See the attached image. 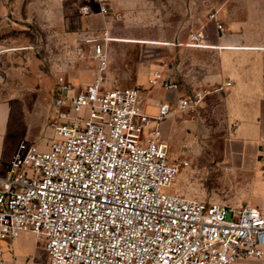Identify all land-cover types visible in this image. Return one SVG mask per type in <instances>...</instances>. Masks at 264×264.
I'll list each match as a JSON object with an SVG mask.
<instances>
[{"label":"built area","instance_id":"1","mask_svg":"<svg viewBox=\"0 0 264 264\" xmlns=\"http://www.w3.org/2000/svg\"><path fill=\"white\" fill-rule=\"evenodd\" d=\"M94 1L101 15L109 14L108 0ZM82 12L90 14V6ZM219 21L217 12L210 14L218 31ZM206 27L178 46L216 45L205 38ZM109 40L108 32L92 40L98 66L93 83L83 91L67 82L57 86L50 143L21 142L8 163L0 158V242L29 232L44 243L46 264L264 261L262 209L166 191L189 162L171 159L161 126L175 110L196 112L204 92L179 97L176 109L161 103L150 114L140 88L105 86ZM152 85L180 87L161 69L153 73ZM258 152L264 178V142ZM0 264H13L1 245Z\"/></svg>","mask_w":264,"mask_h":264},{"label":"rangeland","instance_id":"2","mask_svg":"<svg viewBox=\"0 0 264 264\" xmlns=\"http://www.w3.org/2000/svg\"><path fill=\"white\" fill-rule=\"evenodd\" d=\"M108 1L111 2L109 14L121 15L119 20L111 19L115 34L171 43V46L141 43L120 46L119 54L115 52L113 58L110 54V61L115 64L114 71L111 69L108 74L112 88L135 87L139 67L150 72L159 68L170 74V68L183 66L187 73L207 79L197 86L183 81L185 86L204 92L199 111L176 110L161 126L171 159L189 162L172 189L166 191L231 208L246 205L260 208L257 204H264V178L257 156L258 146L264 142V91L257 97L259 110L255 119L262 135L246 142L244 147L238 144L245 142L238 130L247 121L246 108L251 103L245 101L247 87L243 90L244 97L237 95V83L231 72L245 77L248 70L250 78L262 76L264 80V52L178 46L187 43L190 34L204 26H207V41L226 45L222 44L224 29L226 39L230 34L226 21L222 18V22L219 17L223 26L220 31L209 23L211 13L225 14V0ZM84 3L81 0H0V140L5 144L0 157L5 163L21 142L50 143L53 99L59 84L71 83L83 91L93 81L98 66L93 58L92 40L103 38L105 31L89 26L88 15L82 12ZM250 30L252 37L244 38L242 44L264 47V39L255 36V27ZM117 72L119 75L114 76ZM144 85L146 88L147 84ZM148 112L157 113L152 106ZM166 123H171L167 129ZM242 152L254 164L246 162L241 166L243 156L239 153ZM0 245L5 258L13 264L47 262L44 243L37 242L29 232Z\"/></svg>","mask_w":264,"mask_h":264},{"label":"crops","instance_id":"3","mask_svg":"<svg viewBox=\"0 0 264 264\" xmlns=\"http://www.w3.org/2000/svg\"><path fill=\"white\" fill-rule=\"evenodd\" d=\"M81 1L85 2L84 5H89L91 9V13L88 14V17H87V23L89 22V26L95 30L99 28L102 31L108 32V37L111 38L105 44V51L108 56L106 83H105V86L107 88H112L108 82V74H109V71L113 69L112 67L115 66V64L113 62L111 63L110 61V54L112 53V58L115 52L119 54L121 50L120 46L125 45V44H139V43L152 44L150 42L165 44V45H160V44H153V45L171 46V43L167 41H149V40L131 38L127 35L115 34L114 33L115 31L111 29V26L114 20H119L120 18H117L115 14H112V15L108 14L105 16L101 15L98 3L94 0H81ZM109 5L111 6L110 1H109ZM225 7L227 9H225L226 11L224 15L223 14L221 15L219 11L217 13H218V17H220L222 22H223V19L226 21L229 31H230L228 39H226L227 33L225 34V29H224V36L222 37V44L226 43V45L217 46V45L206 44L203 47H201L202 49L200 50L218 49V50L243 51V52H264L263 46H259V45L249 46V45L242 44V41L244 38H248L249 36L252 37V31L250 30V27L252 26L255 27V30H256L255 36L257 38L264 39V0H225ZM101 16H103L104 18H102ZM243 16H245L244 20H243ZM111 19H113V22H111ZM231 31H234L235 34H231ZM112 34L114 36H111ZM190 49H197V48H190ZM92 53H93V46H92ZM158 69L159 68H154L150 72V70H148L145 67H139L136 72L137 85L133 88H140L142 90V103L147 107V110L151 108L152 106V108L158 111V106L161 103H168L173 108L176 109L177 107L176 102L179 97L186 96L194 91H202V90H196V89L194 90L192 88H189L188 85L185 86L183 81L186 80L188 84L192 86H197V85H202L204 81L207 80L206 78H202L197 74L187 73L186 69L183 68V66H175V67L170 68V71H171L170 74L166 73L165 71L164 73L167 75H171L173 79L178 81L180 85L178 90H168L160 86L153 87L152 85L153 73ZM256 72H258V70ZM117 75H119L118 72L115 73L114 76H117ZM231 77L235 79L237 83V85L235 86V89L237 91L236 93L238 96L244 97L245 95L243 93V90H244V87H247L248 92H247V95L245 96L246 97L245 101L247 103H251V106L246 108L247 121L245 122V124L240 126L238 130V134L241 140H245V142H238V144L240 143L244 146L246 142L254 140V139L257 140L262 135V131L260 130V127L256 124L255 119L257 116L256 113L259 110L257 106V103H258L257 97L259 96L260 92L264 91V80L262 76L250 78V74L248 70L245 74V77L239 75L235 71L231 72ZM94 79H95V76L91 83L94 82ZM144 84H147L146 88H143L145 86ZM202 105L203 103L200 105L197 111H199ZM170 125L171 123H168V124L166 123L165 129H167ZM162 132H163L164 138L167 140V137L164 135V130H162ZM4 145H5L4 142L0 140V155L3 152L2 149ZM239 155L240 157L243 156V159L242 158L241 159L243 160L244 164L243 162H241L242 163V164L240 163L241 166H245L246 162L250 164L254 162L252 159L251 160L249 159L248 161L247 156L245 155V152L239 153ZM258 159H259V152L257 156V161ZM254 166H257L256 163ZM245 174L248 175V172H245ZM257 205L264 211V204L258 203ZM236 264H264V261L241 260V261H238Z\"/></svg>","mask_w":264,"mask_h":264},{"label":"bare ground","instance_id":"4","mask_svg":"<svg viewBox=\"0 0 264 264\" xmlns=\"http://www.w3.org/2000/svg\"><path fill=\"white\" fill-rule=\"evenodd\" d=\"M111 39V38H110ZM130 42V41H129ZM143 43V42H142ZM152 44H160V45H165L164 43H153V42H150Z\"/></svg>","mask_w":264,"mask_h":264}]
</instances>
